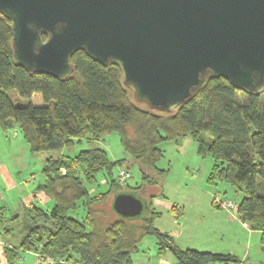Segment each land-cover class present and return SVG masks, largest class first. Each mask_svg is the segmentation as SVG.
Here are the masks:
<instances>
[{
    "label": "trees",
    "instance_id": "trees-1",
    "mask_svg": "<svg viewBox=\"0 0 264 264\" xmlns=\"http://www.w3.org/2000/svg\"><path fill=\"white\" fill-rule=\"evenodd\" d=\"M12 38L11 21L0 12L1 127H17L33 153L61 149L76 138L99 140L116 131L126 152L139 161L144 181L131 188L125 185L129 176L124 181L112 178L113 167L123 161L110 160L100 147L83 149L75 156L47 157L44 181L35 190L45 193L53 207L26 206L20 231L12 232L17 243L4 246L9 264L28 251L52 264H134L131 254L146 234L155 235L159 253L171 249L178 263L240 262L232 253L182 249L173 235L154 224L160 214L153 208L156 194L146 195L144 186L157 183L166 172L157 166L163 156L160 144L187 135L197 142L198 153L214 159L208 180L228 181L242 193L237 213L243 223L261 231L264 252V86L250 91L225 76L209 77L185 104L164 112L135 98L116 63L103 65L84 50H76L70 58L74 71L68 77L37 73L16 63ZM42 38L45 41L47 35ZM12 90L26 102H14ZM100 171L110 176L111 188L92 195L88 184L97 180ZM120 192L143 195L146 213L125 218L111 208L116 216L101 220L97 205H106L110 196ZM80 201L87 213L78 219L68 212ZM19 217L15 213L8 219ZM1 226L8 234L6 224Z\"/></svg>",
    "mask_w": 264,
    "mask_h": 264
},
{
    "label": "water",
    "instance_id": "water-1",
    "mask_svg": "<svg viewBox=\"0 0 264 264\" xmlns=\"http://www.w3.org/2000/svg\"><path fill=\"white\" fill-rule=\"evenodd\" d=\"M0 12L18 65L68 77L72 54L84 50L120 65L135 98L160 111L185 104L209 77L264 86V0H0ZM112 208L137 218L148 205L120 192Z\"/></svg>",
    "mask_w": 264,
    "mask_h": 264
},
{
    "label": "rangeland",
    "instance_id": "rangeland-1",
    "mask_svg": "<svg viewBox=\"0 0 264 264\" xmlns=\"http://www.w3.org/2000/svg\"><path fill=\"white\" fill-rule=\"evenodd\" d=\"M9 95L14 102H26L14 90L9 91ZM262 100L264 102V94ZM197 146L190 135L179 141L170 139L160 144L163 156L157 166L166 172L158 178L157 183L145 185L143 189L146 195L156 194L153 208L160 214L154 219L155 226L173 235L182 249L232 253L242 259L241 262L212 264H264L261 231L245 225L237 213L242 193L228 181L208 180L214 159L198 153ZM91 147L104 148L112 161H123L113 167L112 178L119 180L120 171L124 169L129 172L125 185L133 188L144 181L139 161L126 152L116 131L106 133L99 140L76 138L72 144L61 149L33 153L17 127L5 130L0 125V206H3L0 212L4 216L0 217V236L17 243L12 232L16 234L20 231L26 206L34 203L47 210L53 207V201L45 193L35 190L44 181L43 167L47 157L75 156L79 151ZM109 179L105 172H98L97 180L88 184L89 192L95 195L108 191L111 188ZM112 201L113 196H110L106 205H97L101 210V220L107 221L116 216L111 210ZM222 201L233 202L234 208L224 207ZM80 203L75 210L68 212L70 216L81 219L86 215L83 201ZM15 213L20 217L8 219ZM5 224L10 230L8 234L2 231L1 225ZM137 245L131 254L134 264H182L178 263L171 249L158 252L154 234L144 235ZM13 264L52 263L41 260L36 252L28 251Z\"/></svg>",
    "mask_w": 264,
    "mask_h": 264
},
{
    "label": "crops",
    "instance_id": "crops-1",
    "mask_svg": "<svg viewBox=\"0 0 264 264\" xmlns=\"http://www.w3.org/2000/svg\"><path fill=\"white\" fill-rule=\"evenodd\" d=\"M42 197H44V196L42 195ZM1 207H3V206H0V208ZM8 242H11V241H8L6 236H5V239L2 236H0V264H9L5 254H4V246L6 244H8Z\"/></svg>",
    "mask_w": 264,
    "mask_h": 264
},
{
    "label": "built area",
    "instance_id": "built-area-1",
    "mask_svg": "<svg viewBox=\"0 0 264 264\" xmlns=\"http://www.w3.org/2000/svg\"><path fill=\"white\" fill-rule=\"evenodd\" d=\"M62 171H64V169H62ZM129 176V172H127V171H125L124 169H122L121 171H120V181H124L125 179H126V177H128ZM223 202V206L224 207H226V208H234V204H233V202H231V201H222ZM245 225H247L248 226V224L247 223H244Z\"/></svg>",
    "mask_w": 264,
    "mask_h": 264
}]
</instances>
